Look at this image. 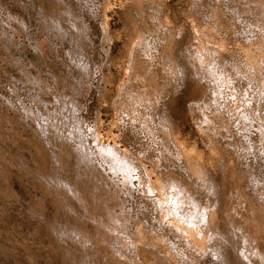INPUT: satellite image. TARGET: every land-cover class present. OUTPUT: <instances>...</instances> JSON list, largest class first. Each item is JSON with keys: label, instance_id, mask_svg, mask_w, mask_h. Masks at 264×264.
<instances>
[{"label": "rangeland", "instance_id": "rangeland-1", "mask_svg": "<svg viewBox=\"0 0 264 264\" xmlns=\"http://www.w3.org/2000/svg\"><path fill=\"white\" fill-rule=\"evenodd\" d=\"M0 264H264V0H0Z\"/></svg>", "mask_w": 264, "mask_h": 264}, {"label": "bare ground", "instance_id": "bare-ground-1", "mask_svg": "<svg viewBox=\"0 0 264 264\" xmlns=\"http://www.w3.org/2000/svg\"><path fill=\"white\" fill-rule=\"evenodd\" d=\"M84 65V64H83ZM38 116V115H37ZM40 125V124H39ZM110 150V149H109ZM112 152V151H111ZM114 153V152H113ZM116 155V154H115ZM121 158V157H120ZM123 160V159H122ZM127 161V160H126ZM131 161V160H130ZM128 161V163L130 162ZM132 165V164H131ZM115 166V165H114ZM132 167V166H130ZM123 168V167H122ZM132 169V168H131ZM123 170V169H122ZM69 186V185H68ZM173 189V188H172ZM217 189V188H216ZM179 190V189H178ZM177 191V190H176ZM218 191V190H217ZM178 195V194H177ZM177 197V196H176ZM177 199V198H176ZM183 199V198H182ZM178 203V202H177ZM178 205V204H177ZM177 207V206H176ZM179 210V209H178ZM181 210V209H180ZM176 213V212H175ZM195 215V214H194ZM232 215V214H231ZM197 217V216H196ZM237 219V218H236ZM205 220V219H204ZM229 221V220H228ZM239 221V220H238ZM198 223V222H197ZM191 226V225H190ZM241 234V233H240ZM186 235V234H185ZM199 236V235H198ZM234 240V239H233ZM250 241V240H249ZM248 242V241H247ZM238 253V252H237ZM253 256V255H252ZM250 258V257H249ZM248 259V258H247Z\"/></svg>", "mask_w": 264, "mask_h": 264}]
</instances>
